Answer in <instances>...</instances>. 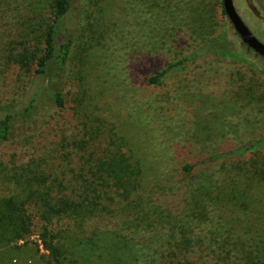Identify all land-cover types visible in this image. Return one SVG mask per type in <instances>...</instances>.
Returning a JSON list of instances; mask_svg holds the SVG:
<instances>
[{
  "label": "rangeland",
  "instance_id": "1",
  "mask_svg": "<svg viewBox=\"0 0 264 264\" xmlns=\"http://www.w3.org/2000/svg\"><path fill=\"white\" fill-rule=\"evenodd\" d=\"M220 1L84 0L81 11L79 5L72 7L68 29L75 42L70 61L61 75L45 77L46 84L61 87L64 107L42 101L47 120L39 125V99L48 97L38 93L31 120L10 140L0 139V203L10 194L20 195L19 186L5 178L13 168L40 161L44 171L57 175L68 161L52 150L60 148L63 137L79 138L82 127L96 118L113 125L99 136L101 148L119 139L122 151L140 161L144 182L137 192L113 194L90 213L53 218V233L70 254L62 264L264 262V173H252L264 168V150L247 154L244 163L229 160L200 168L191 183L180 174L183 162L195 163L264 133V59L242 43L220 14ZM51 2L17 0L12 21L22 37L20 43L0 45L3 55L37 45L26 36L30 27L37 29L40 42ZM233 2L264 42V0ZM221 25L240 57L206 52L172 67L158 84L146 82L148 75L214 36ZM2 58L0 103L26 99L24 89L39 88V79ZM152 158L157 176H152ZM236 165L248 172H227L233 167L234 173ZM246 177L255 183L245 184L248 191H230L233 183L242 187ZM37 225L35 221L29 235L10 242V264L49 260ZM189 244L191 251L186 249ZM199 246L208 255L199 254Z\"/></svg>",
  "mask_w": 264,
  "mask_h": 264
},
{
  "label": "trees",
  "instance_id": "2",
  "mask_svg": "<svg viewBox=\"0 0 264 264\" xmlns=\"http://www.w3.org/2000/svg\"><path fill=\"white\" fill-rule=\"evenodd\" d=\"M15 3L17 0H0L1 47H6L11 42L20 43L18 38L22 37L12 21V15L16 14L12 12ZM82 3L84 0H52L50 21L44 28L40 42L37 29L30 27V31L26 33L27 38L29 35L38 41L33 49L23 47L19 52L9 51L6 55H3L0 49V63H2L3 56L8 63L12 62L19 70L32 78L39 79L38 89L31 92L24 89L22 96L25 95L26 99L0 103L1 140H10L14 132L27 124V122L24 123L25 121L31 120L32 117L30 116L35 111L38 93L44 92L48 97V99H39V125L47 120L41 104L42 101L56 109L64 107L65 99L61 87L57 83L46 84L45 77L53 72L56 75L65 72L75 42L74 33L68 29V15L74 5H79V11H81L80 5ZM220 14L226 17L221 1ZM22 26L24 30L25 18H23ZM206 52L222 57H240L237 56L236 46L229 36V32L221 25L214 36H207L202 44L187 55L177 58L161 70L148 75L146 82L158 84L172 67L180 66L189 59ZM262 72L264 73V62ZM94 121V123L85 124L84 128L82 127L83 131L79 138H77L78 135H74L70 139L63 137L61 142L57 143L60 148L58 149L56 146L52 150V152L61 153L64 159L66 158L68 161L67 166L61 167L57 175L52 177L50 172L44 171L43 164L41 165L39 161V165L36 162H31L20 166L18 170L13 168L10 174L5 177L19 186L20 195L10 194L0 203V264H10L12 257L10 242L29 235L33 231L31 227L35 221L38 222V238L48 251L49 260L46 264H62L67 256L70 257V254L66 245L56 236L55 231L53 233L51 228L53 218L71 214L77 215L84 213V211L90 213L94 208L103 206L101 204L107 198L112 200L113 194L128 197L142 188L144 181L140 161L138 159L132 161L130 156L122 151L119 139H111V146L101 148L99 136L105 130L104 128L113 125L104 119L96 118ZM262 150H264V133L234 148L210 153L195 163L183 162L180 166V174L186 182L191 183L200 168H205L214 162L229 160L243 162L247 154H258ZM61 155L54 154V157L58 158ZM232 169L233 167L226 170L231 174L239 171L242 174L248 172L245 166L238 165L234 173H232ZM258 169L264 173L262 166L253 168L252 173H257ZM157 170L158 165L152 158V176L159 175V172H155ZM252 181L253 178L249 180L246 177L242 187L233 183L230 191L246 192L248 190L245 184L252 186L255 184ZM33 186L35 188H31ZM57 232L60 234L61 229H58ZM186 247L188 251L193 249L191 244ZM206 251L205 248L199 246V254L208 255L205 253ZM198 261L199 264H202L200 259ZM234 264H264V262L247 259Z\"/></svg>",
  "mask_w": 264,
  "mask_h": 264
},
{
  "label": "water",
  "instance_id": "3",
  "mask_svg": "<svg viewBox=\"0 0 264 264\" xmlns=\"http://www.w3.org/2000/svg\"><path fill=\"white\" fill-rule=\"evenodd\" d=\"M221 4L226 18L242 43L264 59V42L255 35L242 19L233 0H221Z\"/></svg>",
  "mask_w": 264,
  "mask_h": 264
}]
</instances>
